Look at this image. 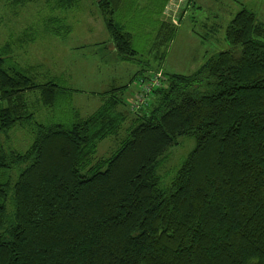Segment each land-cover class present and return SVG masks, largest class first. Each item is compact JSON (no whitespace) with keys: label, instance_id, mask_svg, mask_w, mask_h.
Returning a JSON list of instances; mask_svg holds the SVG:
<instances>
[{"label":"trees","instance_id":"trees-1","mask_svg":"<svg viewBox=\"0 0 264 264\" xmlns=\"http://www.w3.org/2000/svg\"><path fill=\"white\" fill-rule=\"evenodd\" d=\"M94 1L114 51L137 61L133 33L116 18L125 0ZM168 1L152 13L159 47L178 26L159 18ZM43 25L47 34L70 31L59 17ZM225 40L190 74L141 75L134 96L150 85L145 104L125 98L128 85L114 86L68 124L36 121L27 93L52 109L70 89L39 81L40 66L14 60V41L1 44L0 134L23 128L33 141L23 151L0 141V264H264V19L242 4ZM112 136L116 149L97 157ZM181 137L195 146L163 187L157 169Z\"/></svg>","mask_w":264,"mask_h":264},{"label":"rangeland","instance_id":"rangeland-1","mask_svg":"<svg viewBox=\"0 0 264 264\" xmlns=\"http://www.w3.org/2000/svg\"><path fill=\"white\" fill-rule=\"evenodd\" d=\"M165 2L125 0L116 15L117 20L125 22V29L133 33V46L138 50L136 61L122 59L114 51L94 0H80L68 10L56 9L55 0H35L20 6L1 0L0 45L14 41V60L23 66H40L39 81L54 79L70 89L52 109L43 106L38 92L27 93L34 119L42 123H71L77 111L87 116L99 107L100 93L114 86L128 85L124 96L132 102L135 93L141 90L140 76L152 73V68L190 74L210 55L227 49L225 28L242 4L264 19V0H169L159 18H171L178 26L174 39L159 47L156 41L161 21H152L157 19L152 13ZM49 17L63 18L70 31L64 35L47 34L43 22ZM32 26L35 32L23 37L19 45L20 36ZM33 37V41H28ZM156 50L160 51L157 56L165 52L161 63L153 55ZM0 141L11 149L23 151L31 145L33 136L26 129L16 128L0 134ZM117 145L113 136L104 139L99 143L97 157H108ZM194 146V138L181 137L169 149L157 169L163 187L170 184Z\"/></svg>","mask_w":264,"mask_h":264},{"label":"built area","instance_id":"built-area-1","mask_svg":"<svg viewBox=\"0 0 264 264\" xmlns=\"http://www.w3.org/2000/svg\"><path fill=\"white\" fill-rule=\"evenodd\" d=\"M157 75L159 76L160 74H157ZM155 83H157V82L153 80V83H151V86L154 85ZM149 86L150 85H148V86L145 85V91L146 92L139 93V94L136 95L135 103H136L137 106H139L141 104H145V101L147 100L146 93H148L149 90H150Z\"/></svg>","mask_w":264,"mask_h":264},{"label":"crops","instance_id":"crops-1","mask_svg":"<svg viewBox=\"0 0 264 264\" xmlns=\"http://www.w3.org/2000/svg\"><path fill=\"white\" fill-rule=\"evenodd\" d=\"M102 100V99H101ZM98 108V107H97Z\"/></svg>","mask_w":264,"mask_h":264}]
</instances>
